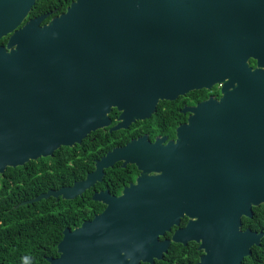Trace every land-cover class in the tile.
Segmentation results:
<instances>
[{"label": "water", "instance_id": "1", "mask_svg": "<svg viewBox=\"0 0 264 264\" xmlns=\"http://www.w3.org/2000/svg\"><path fill=\"white\" fill-rule=\"evenodd\" d=\"M37 1L0 0V176L81 145L113 109L120 130L161 101L216 85L223 94L191 109L176 145L148 150L144 171L161 176L120 199L95 196L107 209L65 232L48 263L155 264L172 243L194 242L198 264H242L264 238L242 230L264 206V0H77L44 26L48 15L26 21ZM226 137L240 148L209 150L208 139ZM89 179L22 206L72 200Z\"/></svg>", "mask_w": 264, "mask_h": 264}, {"label": "flooded vegetation", "instance_id": "2", "mask_svg": "<svg viewBox=\"0 0 264 264\" xmlns=\"http://www.w3.org/2000/svg\"><path fill=\"white\" fill-rule=\"evenodd\" d=\"M76 1L71 2L70 6ZM30 14L27 17V22L45 15H48V18H50L53 13H44L34 18H29ZM46 20H44V22ZM2 40H6L7 44L9 37ZM6 44H0V46L4 47ZM251 67L256 69L257 66ZM222 97V86L216 85L210 90L203 89L188 93L175 101H161L155 113L149 119L136 121L130 124L127 129L120 130L113 129L122 122L119 121L121 113L113 109L109 116L111 124L108 127L91 133L81 145H77L83 146L87 141L90 142V144H86L81 150L72 151V154L65 153L67 155L63 158V162H61V164H63L62 168H57L55 162L42 163L40 161H35V163L32 164L30 175L34 183L38 176L54 173L61 174L60 180L54 184L53 187L49 184L46 192H41L44 186L35 185L32 193L24 182L18 181L14 183L12 180L14 189L20 198L34 195L32 198L24 200V202H28L50 191L73 188L76 184L85 183L90 177L89 187L72 200H64L62 198L59 200L54 198L42 200H55L56 203L60 204V207L65 206L64 209L61 207L57 212V214L61 216V220H57L56 230L60 231L62 234V239L57 245L58 248L65 237V232L73 233L79 231L83 228L84 224L91 223L107 209V205L103 201L95 200V196L107 195L115 199H120L124 197L126 192L130 189H134L138 186L139 179L144 180V177L155 178L161 176L162 172L159 171H144L143 160L144 156L148 154V150L155 149L156 151L168 146L170 143L176 145L179 141L178 129L188 124L189 119L193 115L191 109H194L210 99L220 101ZM192 141L194 146L202 143L201 139ZM156 144V148H153ZM207 146L209 150L214 146H225L229 150L237 151L241 143L238 138L234 137H226L225 139L212 138L208 139ZM74 148H76V146L70 149ZM214 157L220 160L223 156L219 153L214 155ZM217 163L221 164L222 162ZM95 173H97L96 176ZM2 176H0V188L7 189V184L3 182L4 179ZM8 179L9 178H7V180ZM63 201L65 203L61 205ZM24 202L19 206H22ZM189 221L190 219L185 216L181 219L180 225L174 227L171 232L166 233L164 237L159 238L160 241L172 240L174 234L179 230L185 229ZM172 245L182 247L183 249L180 255L184 256L186 259L191 258V252L196 256L194 246L197 244L194 242H188L187 245L174 243H172L171 246ZM197 246L200 255L195 264H198L200 258L203 256V252L199 251V245Z\"/></svg>", "mask_w": 264, "mask_h": 264}, {"label": "trees", "instance_id": "3", "mask_svg": "<svg viewBox=\"0 0 264 264\" xmlns=\"http://www.w3.org/2000/svg\"><path fill=\"white\" fill-rule=\"evenodd\" d=\"M73 1L76 0H38L29 18L51 12L52 16L42 26L47 25L53 18L65 13ZM0 44L5 45L6 40L0 41ZM250 64L256 66L254 61ZM86 144L90 142L87 141L83 146H76L74 149L61 148L55 152L53 158H42L37 161L55 162L57 168H62L61 162L67 155L65 153L72 154V151H79ZM34 163L35 161H32L23 167L8 168L2 176L7 189L0 188V264H49L48 258L56 259L60 256L57 245L62 239V234L56 230V222L58 219L61 220L57 212L65 206L60 207L55 200L19 206L34 195L20 198L13 186V181L14 183L22 181L32 193L35 185L44 186L41 192H46L49 184L53 187L60 180V173L44 174L38 176L34 183L30 175V168ZM64 203L61 202V205ZM253 213V219H243L242 230L250 229L253 232L264 233V206L254 207ZM182 249L180 246L172 245L164 259L156 261L155 264H195L198 261L200 252L197 245L194 246L196 256L191 252L189 259L180 255ZM242 264H264V238L261 246L254 247L252 255L244 259Z\"/></svg>", "mask_w": 264, "mask_h": 264}]
</instances>
